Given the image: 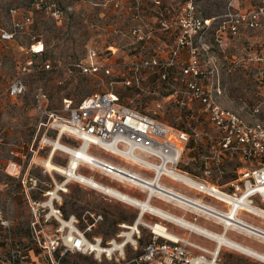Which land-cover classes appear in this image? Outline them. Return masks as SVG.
Listing matches in <instances>:
<instances>
[{
    "label": "rangeland",
    "instance_id": "obj_1",
    "mask_svg": "<svg viewBox=\"0 0 264 264\" xmlns=\"http://www.w3.org/2000/svg\"><path fill=\"white\" fill-rule=\"evenodd\" d=\"M57 1L63 10L59 19L42 7H32L30 0H0V28L12 29L13 17L22 19L31 15V21L24 22L12 37L0 38V192L4 191L6 196L11 186L12 178L5 171L11 160L29 165V171L38 176L42 187L52 188L55 182L66 178L57 170L47 169L41 162L50 153V144L44 136L56 138L58 129L50 124L55 125V115H67L64 98H70L71 104H75L86 95L107 90L116 92L122 103L190 133L179 163L181 168L204 177L206 165L223 166L220 180L237 177L238 169L244 163L239 158L240 152L221 149L216 128L207 119L201 102L188 96L191 93L186 79L180 75L178 64L195 60L201 70L195 78L198 84L215 90L217 101L234 110L243 121L264 124V0H233L229 9L231 14H228V0H162L161 3L119 0L118 5L114 4L115 0ZM12 7L16 8L14 15L10 12ZM181 16H192L191 20L197 18L201 24L179 44L175 57L178 63L167 68L163 64L142 65L137 70L139 82L127 83V78L133 75L132 62L152 56L170 60L169 50L176 47L177 35L183 31ZM205 19H208L206 23ZM36 40L42 43L38 53L29 48ZM91 48L96 50L97 62L101 63L99 68L94 71L72 68L70 71L73 62L89 59ZM47 61L50 68L44 69L42 66ZM163 71L165 77L161 75ZM16 77H21L23 89L11 94L8 86ZM157 100L160 106L156 105ZM42 109L46 111L44 114ZM60 139L72 145L79 143L67 132H63ZM90 151L144 176L153 174L146 166L103 152L95 146H91ZM51 159L65 165L68 154L55 150ZM256 163L253 159L252 164ZM79 170L104 183L133 191L141 198L147 194L145 188L119 181L87 163H80ZM213 173L217 175L218 171L212 170ZM160 182L220 208L227 207V203L166 174L161 176ZM65 185L60 205L64 214H75L78 226L84 225L83 217L88 212L102 215L88 235L99 234L106 239L117 232L119 222L130 221L138 214V207L86 183L71 178ZM32 196L40 197L41 191H33ZM2 201L9 207L11 236L27 244L29 211L26 198L18 191L14 197ZM150 201L187 218L195 217V221L210 228L220 230L223 227L211 216L195 213L156 194ZM253 201L264 206V201L257 197ZM240 211L245 220L264 227L263 217L244 209ZM142 219L161 220L180 234L188 233L182 226L147 211ZM149 232V227L141 226V240H146ZM227 233L264 251V240L259 236L237 229H229ZM7 235V229L0 226L1 244ZM189 236L209 248L213 246L212 240L199 234L191 232ZM136 251L128 248L127 258ZM218 257L222 264H264L263 260L227 246L219 249ZM67 263L115 264L105 257L98 259L93 253L79 252L70 253Z\"/></svg>",
    "mask_w": 264,
    "mask_h": 264
},
{
    "label": "built area",
    "instance_id": "obj_2",
    "mask_svg": "<svg viewBox=\"0 0 264 264\" xmlns=\"http://www.w3.org/2000/svg\"><path fill=\"white\" fill-rule=\"evenodd\" d=\"M154 1L156 3L162 2V0ZM232 1L228 0L227 3L228 14H231L229 9ZM30 2L32 7H42L49 11L54 18L59 19L62 16L63 10L57 0H30ZM118 3L119 0L114 1L115 5ZM10 12L14 15L16 8H10ZM191 19L192 16L179 18L183 31L177 35L176 47L169 50L172 56L170 60H161L152 56L144 58L140 62L134 61L132 62V78H127L126 82L136 84L139 82L137 70L142 65L163 64L167 68L177 64L175 57L179 51V44L184 43L183 38L190 37L191 33L195 32L201 24V20ZM207 20H204L205 23ZM30 21V14L22 19L13 17L12 29L2 28L0 38L12 37L24 22ZM234 27L233 24L232 28ZM138 36L141 37L142 35L138 34ZM29 48L32 52L38 53L42 49V43L40 40L33 41ZM194 49L192 48V51ZM108 51H112V49ZM88 56L89 59L86 61L73 62L69 70L71 71L72 68H77L80 71L97 70L101 63L97 62L96 50L91 48L88 51ZM42 67L44 69L50 68V63L47 61ZM178 67L180 75L186 79L189 93H191L188 96L201 102L207 119L215 126L217 141L221 149L227 151L232 149L240 152L239 158L244 163L239 167L238 175L234 179L220 180L224 172L223 166L206 165L203 169L204 177H198L191 170L179 167L184 149L190 140V133L186 129L171 125L155 115L122 103L118 94L112 90L91 93L82 97L75 104H71L70 98H64L67 115H55L53 117L55 125L50 124V126L57 127L56 137L67 132L79 140L77 145L81 146L85 143L84 147L89 152H91L90 147L95 146L103 152L125 158V156L117 154L111 147L105 145L115 136H117L115 145L119 146L128 145V140H137L138 145L135 146V149L143 155L147 154L148 158L155 159L156 162L163 160L165 150L168 149L170 155L168 158H164V164L203 183L210 184L212 187L216 186L215 188L220 193L233 196L248 192L249 203L253 204L258 212L246 207L239 206L238 208L251 211L264 218V206L253 201L255 197L259 198L261 202L264 201V124L243 121L234 110L222 106L217 101L215 90L205 89L198 84L195 78L201 74V70L195 60L180 63ZM161 75L165 77L166 73L163 71ZM8 89L11 94L19 93L23 89L21 77H16L9 84ZM156 105H161L158 100ZM45 112V109H42V114ZM52 114L53 112H50V115ZM59 124H62L63 127L61 128ZM44 139L49 140L46 136ZM91 153L95 157L105 159L102 161L103 173L117 178L115 174H109L110 170H114L134 176L128 168L127 170L119 166L125 165L116 163L101 154ZM253 159L257 160L256 164H252ZM247 162L250 163L247 164ZM147 169L152 168L147 167ZM212 170L218 171V174H212ZM5 171L11 176L12 183L4 199L14 197L18 191H21L26 198L29 211V238L27 244H24L11 236L12 221L9 207L7 203H3L2 200L4 199L0 196V226L8 231L4 245L0 247V264H34L31 262V253L34 248L39 253L36 264H68L67 258L70 253L74 252L93 253L96 258L105 257L107 260L114 261L115 264H128L129 262L134 264H222L218 257L219 250H213L201 242L191 239L189 232L184 235L175 231L177 233L175 236L155 232L150 221L142 219L144 212H140V210L134 219L119 222V228L113 236L104 239L99 234L88 235V232L102 218V215L96 212H88V215L83 217L84 225L80 227L77 225L78 218L74 213L64 214L60 204L61 191L66 190L65 178L60 182H55L52 188H46L41 186L38 176L29 171V165L25 166L22 162L9 161ZM152 172L154 175L155 170L152 169ZM162 175L164 174L160 173L158 179ZM119 181L123 180L119 179ZM37 190L41 191V196H32V192ZM52 190L55 192L52 193ZM146 192V197L150 199L153 194H150L149 191ZM207 194L225 202L215 194ZM193 218L196 220L195 217ZM144 225L149 227L150 232L146 240H141V226ZM165 226L169 228L168 225L165 224ZM250 226L261 232L260 238L264 240V227H259L256 224H250ZM186 230L188 231V229ZM128 248L137 250L130 258H127Z\"/></svg>",
    "mask_w": 264,
    "mask_h": 264
},
{
    "label": "bare ground",
    "instance_id": "obj_3",
    "mask_svg": "<svg viewBox=\"0 0 264 264\" xmlns=\"http://www.w3.org/2000/svg\"><path fill=\"white\" fill-rule=\"evenodd\" d=\"M59 125H61V128L63 127L62 124ZM116 138L117 136H115L112 140L106 142L105 145L111 147L117 154L125 156V159H130L134 163H138L154 169L155 173L154 175L147 177L143 176L136 170L128 168L129 171L134 174V176L127 175L126 173H119L114 170H110L109 174H115V176L119 179L128 181L141 188H146V191H149L150 194H156L167 200H172L177 204L190 209L191 211H196L195 213H201L207 216H211L215 219L216 222L221 223L223 227L220 230L210 228L193 219L185 217L183 214L172 212L166 208L155 205L146 196L144 198L134 196L114 185H110L100 181L90 174L81 172L79 170L80 163H87L92 168H97L99 170H103L104 168L102 166V161L105 159L102 160L101 157H95L91 152L86 150V148L84 147L85 143L79 146L63 142L60 137L50 138L48 140V143L50 144V153L48 154V156L42 158L41 162L47 169H54L64 174L66 176V181L72 178L86 183L109 195L115 196L138 207L140 212H150L158 216L160 219L171 221L175 224H178L179 226H182L185 229H188L189 233L193 232L212 240L213 250H219L221 247L227 246L264 261L263 250L255 248L254 246L245 243L227 233L229 229H237L248 235L250 234L259 237L262 235L261 232L255 230L252 226H250V224L254 223L248 222L240 216L241 211L238 208L239 206L246 207L247 209H253L258 212L255 206L249 203L248 192L233 196L220 193L215 188L216 186L212 187V185L210 184L203 183L200 180L188 174H185L184 172H180L171 168L167 164H164V158H168L170 155L168 149L165 150L163 160H161L160 162H156L148 158L147 154L143 155L140 151L135 149V146L138 145L137 140H128V145L119 146L115 145ZM55 150H61L68 154V159L65 165L56 164L51 159V155ZM119 166L123 169H127V167L125 166ZM160 173L166 174L177 181L183 182L198 191L215 194L227 203V207L220 208L199 197L188 195L183 191H178L171 186H167L166 184L160 182V179H158ZM54 192L55 191L52 190V193ZM150 225L155 232H158L160 234L169 236L177 235L175 231L167 228L165 226V223L161 220L151 221Z\"/></svg>",
    "mask_w": 264,
    "mask_h": 264
},
{
    "label": "crops",
    "instance_id": "obj_4",
    "mask_svg": "<svg viewBox=\"0 0 264 264\" xmlns=\"http://www.w3.org/2000/svg\"><path fill=\"white\" fill-rule=\"evenodd\" d=\"M18 18V17H17ZM18 19H21V18H18ZM2 28H0V30H1ZM7 41V40H6ZM8 41H12V40H8ZM4 43V41H2V44ZM124 190V189H123ZM126 191V190H125ZM126 192H128V193H130V194H132V195H134V196H137V197H141V196H139V194H136L135 192H133V191H126ZM1 194H0V196H2V197H4L5 196V193H4V191H2V192H0ZM0 245H1V243H0ZM38 250L37 249H33L32 250V253H31V256H32V260H31V262H33L34 264H36V262H37V258L39 257V253L37 252Z\"/></svg>",
    "mask_w": 264,
    "mask_h": 264
},
{
    "label": "trees",
    "instance_id": "obj_5",
    "mask_svg": "<svg viewBox=\"0 0 264 264\" xmlns=\"http://www.w3.org/2000/svg\"><path fill=\"white\" fill-rule=\"evenodd\" d=\"M180 167V166H179ZM4 245V241H3V243L0 245V247H2Z\"/></svg>",
    "mask_w": 264,
    "mask_h": 264
}]
</instances>
